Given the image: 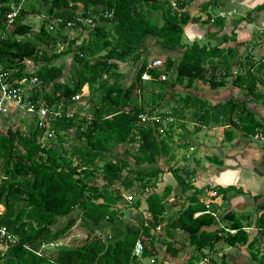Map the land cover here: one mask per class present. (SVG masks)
Here are the masks:
<instances>
[{"label":"trees","instance_id":"16d2710c","mask_svg":"<svg viewBox=\"0 0 264 264\" xmlns=\"http://www.w3.org/2000/svg\"><path fill=\"white\" fill-rule=\"evenodd\" d=\"M173 1L181 8L190 2ZM17 4L20 9L7 23L6 14ZM28 17L39 19L37 28ZM192 23L197 20L187 10L175 13L168 0H0V66L6 82L18 86L35 78L27 88L32 101L65 106L78 95L86 102L82 116L90 115L86 122L77 114L52 121L50 139H42L43 130L32 122L21 130L0 119V226L16 239V244L0 243V264L177 263L185 249L190 253L182 264L213 259L229 264L215 253L219 243L252 246L242 229H264V199L255 218L231 211L216 218L198 200L200 190L181 178L191 172L169 163L175 130H180L177 149H188L186 115L196 125L194 133L231 126L246 136L262 128L246 103L228 99L208 106L175 93V86L199 81L216 90L229 84L264 107V90L257 92L264 86V64L246 58L241 64L234 50L226 57L218 44L207 46L214 36L209 29H218L220 20L201 24L206 25L204 43H184L183 28ZM150 38L166 51L182 50L178 60L154 56L163 64L147 70ZM65 56L68 64H55ZM128 62L135 71L124 86L119 70ZM232 65L238 66L234 74ZM144 73L148 80L141 79ZM160 74L167 79L159 81ZM224 133L229 141L230 130ZM163 173L180 188L169 199L168 185L160 193L151 191ZM141 199L148 218L140 213L133 222L124 221L126 207L138 210ZM173 208L178 210L170 213ZM75 223L84 231L81 242L61 245ZM136 241L142 245L140 258L132 255Z\"/></svg>","mask_w":264,"mask_h":264},{"label":"crops","instance_id":"0c3cea01","mask_svg":"<svg viewBox=\"0 0 264 264\" xmlns=\"http://www.w3.org/2000/svg\"><path fill=\"white\" fill-rule=\"evenodd\" d=\"M224 2L228 3L231 7H223ZM262 4H264V0L259 3H256L255 0H190L185 10H187L189 15L203 11L208 7H211L212 11L215 9L225 12L234 10L235 14L227 19H214V21L210 22L214 23L220 20L221 25L218 29L216 27L209 29L210 33H214V36L209 37L207 46L218 44V48L223 50V54H226L229 49L234 50L238 62L243 64L245 58L247 59L248 56L264 55V38L258 33L259 30H264V8H261ZM197 23L200 25L203 23L209 24V22L200 21H197ZM197 23L189 24L183 31H185V36L189 38L197 36L198 41L202 38L201 41H204H199L202 44L205 42V38H207L205 35L206 25H201L203 28L201 30L197 29L195 25ZM229 36L231 37L230 39H228ZM255 36H258L257 41L254 39ZM159 48L162 49L160 46ZM172 52H175V54L177 52L178 57L173 58L170 54L171 52H167L165 56L171 57L176 62L182 50H174ZM149 53H151V50L147 47L145 56L147 57ZM160 57L162 58V56ZM228 63L233 64V61L230 60ZM237 70L238 66L232 65L230 68L231 74H234ZM203 86L204 83L194 81L188 87L185 84L176 85L174 92L181 96L190 95L199 98L208 106L228 99L238 101L242 96H246L240 90L230 87L229 84H226L223 88L216 89L217 91H209L203 88ZM263 90L264 86L259 85L257 87L258 93H262ZM202 91L206 92V94H202ZM246 97L247 101L243 103H246V108L252 112L254 118L264 128V107L259 100ZM17 123H20V125L18 124L20 129L24 130L25 123L23 121ZM186 123L191 126L190 130L185 127L188 134L186 138L188 149H177L181 144L178 141L180 130H175L172 138L174 158L169 163L170 166L183 168L182 165L186 164L193 178L192 187L200 190V193L197 195L198 200L204 205L208 204V209L216 218L227 211L248 215L250 218L257 217L259 211L249 213L245 210L248 206H255L257 208L258 204L264 199V148L231 126H217L209 129L201 128L198 132L194 133L192 130L196 125L191 121H185ZM225 130H230L232 134V138L229 141L224 139L229 135L228 133L226 135L224 133L223 135V131ZM205 132L209 133L212 138H201L200 134ZM196 135L200 139L194 140L193 137ZM185 155L189 157L187 160H185ZM165 185L171 187L168 199L172 195L179 193L180 188L175 185L169 173L159 174L156 187L151 191L160 193ZM214 188H222L225 190V193L217 195L214 192ZM191 192L192 190H188L185 196H188ZM213 193L214 195H212ZM180 199L184 200V196H181ZM233 208L238 211H233ZM144 210L145 203L141 199L138 210L126 207L123 215L129 218L128 222H133V218L137 219L141 214H144L146 217L147 213H144ZM177 210L178 208H173L170 213H175ZM217 224L219 227L222 225L219 222ZM246 228H250L246 235L248 242L252 241L251 247H247V245L227 247L219 243V248L217 247V251L215 252L216 255L220 254L223 256L229 264H264V256L261 255V253H264V229H259L253 225ZM185 250L183 253L187 254L180 255L177 259L178 262L174 264H182L187 258L190 251L188 249ZM251 254H254L253 259L251 258ZM216 261V259H213L208 264H216ZM239 261H242V263H239ZM194 264H207V262L202 260Z\"/></svg>","mask_w":264,"mask_h":264},{"label":"built area","instance_id":"2783aa9c","mask_svg":"<svg viewBox=\"0 0 264 264\" xmlns=\"http://www.w3.org/2000/svg\"><path fill=\"white\" fill-rule=\"evenodd\" d=\"M169 7L172 11L175 13H181L186 11L184 7H180L175 1L168 0ZM13 10L8 12L6 14L5 19L7 23H10L11 20L16 15V12L20 9V4H17ZM214 11V10H213ZM211 7L206 8L203 11L195 12L192 15H189V17L196 19L200 22H212L214 19H220L224 20L228 17L235 14L234 10L229 11H221L216 10L213 12ZM80 22L85 24H91L90 19L82 20L79 19ZM50 29V27H49ZM258 33L264 38V30H259ZM247 59L251 62L252 65H259L264 64V55L261 56H248ZM163 64L162 59L160 58H152L150 61H148L146 65L147 70L152 69H158L161 68ZM261 78L264 79V72L260 74ZM7 74L5 73V70L0 66V119L4 118H11L16 117V115H19V117H26L27 120L24 121V123L28 124L30 122L33 123L34 127L37 129L43 130V136L42 139L47 138L50 139L54 136V130L51 128L50 123L56 119L59 118H69L71 115L77 114L79 118L83 119L85 122L88 121L90 115H84L82 116V111L86 107L85 99H82L78 95H74L71 99L70 104H67L63 106L62 104H56V105H50L46 102H43L41 100H35L32 101L30 99L28 86L35 84V78H30L29 80H21L19 83L20 85H13L9 82H6ZM142 80H148L147 73H144L141 76ZM159 81H164L165 76L164 74H160L158 76ZM77 102L79 106H73V104ZM154 119V118H153ZM11 122L12 120L9 119ZM155 121H157L155 119ZM166 121L170 122L171 119H167ZM248 138L256 141L262 148H264V128L255 130L252 134L247 135ZM189 157L188 155H185V160H187ZM183 169H188L186 167V164L182 165ZM181 178L185 179L186 183H192L193 178L191 175H188V177H184L181 175ZM214 195V193L212 194ZM127 201H130V197H126ZM206 213L211 214L212 216H215L211 211L208 209V204H205ZM149 215L146 214V217ZM196 216V215H195ZM243 232L245 234H248L250 228L244 227ZM229 234H233L234 230H227ZM0 243L3 244H16V239L13 238L11 235L8 234L6 228L4 226H0ZM42 247V246H41ZM142 252V245L139 241H136L133 249H132V255L135 258H140ZM36 254H39V251L35 252ZM261 255L264 256V253H261ZM151 263V262H150ZM129 264H135V263H129ZM136 264H141L140 262H137ZM160 264H174L172 261H163Z\"/></svg>","mask_w":264,"mask_h":264},{"label":"rangeland","instance_id":"374dc122","mask_svg":"<svg viewBox=\"0 0 264 264\" xmlns=\"http://www.w3.org/2000/svg\"><path fill=\"white\" fill-rule=\"evenodd\" d=\"M256 1V3H259V2H261L262 0H255ZM223 7H231V6H229L228 5V3H223ZM224 9V8H223ZM229 9V8H228ZM217 9H215L213 12H215ZM28 19H31V20H29V22L31 23V24H33V25H38V21H39V19L38 18H29L28 17ZM196 26H197V29L199 28V29H203L202 28V26L200 25V24H195ZM187 26H189V25H186V26H184V28H183V30H185V28L187 27ZM36 28H37V26H36ZM201 39L202 38H200L199 39V41H201ZM254 39L257 41L258 40V36H255L254 37ZM196 41L197 43H199V41L197 40V36H194V37H192V38H189V37H187V36H185V31H183V35H182V41L184 42V43H189V42H191V41ZM204 40H202L201 42H203ZM146 46L151 50V53H149V55H147V60H150V58H152V57H154V56H162V57H164L165 55H166V53L167 52H171L170 54H171V56H173V58H177L178 56H177V52H176V54H175V52H172V51H166V50H164V49H160L159 48V45H157L156 43H155V41H154V39H152V38H150V39H148L147 41H146ZM159 48V49H158ZM158 49V50H157ZM69 56H65V57H61V58H59L58 60H56L55 61V64L56 65H59L60 63H62V62H66L67 64L69 63ZM134 71H135V67L133 66V65H131L129 62L126 64V65H123L122 66V68L119 70V72L122 74V78H123V80H122V83H123V85L124 86H126L128 83H129V81L131 80V78H132V75H133V73H134ZM165 76V80L167 79V77H166V75H164ZM203 88H205V89H208L209 91H217V90H211V89H209L208 87H207V85L206 84H204V86H203ZM202 94H206V92H204V91H202ZM207 101H209V100H207ZM20 116V114L19 115H16V117L14 118V117H11V120L12 121H14L15 122V125L17 124H19L20 125V123H17V122H24V121H26L27 120V118L26 117H19ZM186 117V120L185 121H189L188 120V116L186 115L185 116ZM0 126H1V123H0ZM185 127L188 129V130H190L191 129V126L189 125V124H185ZM200 136H201V138H207V139H209V137L210 138H212V136L209 134V133H207V132H205V133H201L200 134ZM192 137V136H191ZM190 137V138H191ZM197 138H199L200 139V137L198 136V135H196V136H194L193 137V139L195 140V139H197ZM203 162V161H202ZM122 195H123V197L124 196H127V195H130L129 193H125V192H122L121 193ZM243 197V196H242ZM124 200H126V197L125 198H123ZM132 201V200H131ZM245 209V208H244ZM256 208H255V206H248L247 208H246V210L245 211H248L249 213H254L256 210H255ZM238 211L237 209H235V208H233V211ZM129 218H127V216L125 215H123V220L124 221H129L128 220ZM161 234V233H160ZM83 236H84V231H82L80 228H79V225L77 224V223H75L74 224V226L70 229V231L68 232V234L63 238V239H61L60 241H59V243L61 244V245H75V244H79L80 242H81V240H82V238H83ZM161 252V251H160ZM185 252H186V250H185ZM184 254H187V253H183V255ZM160 255H161V253H160ZM159 259V258H158ZM157 261H162V260H157ZM239 263H242V261H239ZM141 264H149V260H143L142 262H141Z\"/></svg>","mask_w":264,"mask_h":264},{"label":"water","instance_id":"95a60500","mask_svg":"<svg viewBox=\"0 0 264 264\" xmlns=\"http://www.w3.org/2000/svg\"><path fill=\"white\" fill-rule=\"evenodd\" d=\"M238 101L240 103L246 102L247 101V97L246 96H242V98L241 99H238Z\"/></svg>","mask_w":264,"mask_h":264}]
</instances>
